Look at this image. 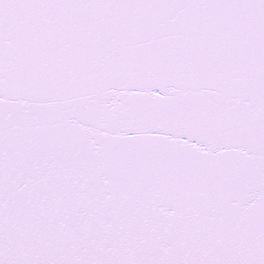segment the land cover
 Masks as SVG:
<instances>
[{
  "label": "snow or ice",
  "instance_id": "obj_1",
  "mask_svg": "<svg viewBox=\"0 0 264 264\" xmlns=\"http://www.w3.org/2000/svg\"><path fill=\"white\" fill-rule=\"evenodd\" d=\"M0 264H264V0H0Z\"/></svg>",
  "mask_w": 264,
  "mask_h": 264
}]
</instances>
